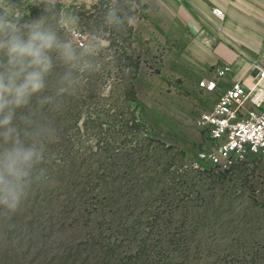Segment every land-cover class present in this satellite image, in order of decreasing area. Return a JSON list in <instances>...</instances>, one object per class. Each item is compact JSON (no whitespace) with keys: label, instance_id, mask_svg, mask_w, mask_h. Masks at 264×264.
<instances>
[{"label":"rangeland","instance_id":"1","mask_svg":"<svg viewBox=\"0 0 264 264\" xmlns=\"http://www.w3.org/2000/svg\"><path fill=\"white\" fill-rule=\"evenodd\" d=\"M107 3L72 9L81 30L63 35L84 48L96 32L106 47L97 70L77 72L78 88L45 109L62 130L57 180L0 217V264H126L137 250L152 264H264V161L194 165V120L211 94L196 87L207 72L189 64V28L138 12V28L108 29ZM238 34L264 61V32ZM65 70L54 68L52 94Z\"/></svg>","mask_w":264,"mask_h":264},{"label":"clouds","instance_id":"2","mask_svg":"<svg viewBox=\"0 0 264 264\" xmlns=\"http://www.w3.org/2000/svg\"><path fill=\"white\" fill-rule=\"evenodd\" d=\"M78 6L79 0H0V217L19 212L36 188L56 183L54 148L62 130L45 109L78 88L77 72L97 70L106 47L96 32L84 48L63 35L81 30L72 10ZM137 8V0H108L105 27L119 31L131 24ZM58 63L66 70L52 94L49 78Z\"/></svg>","mask_w":264,"mask_h":264},{"label":"built area","instance_id":"3","mask_svg":"<svg viewBox=\"0 0 264 264\" xmlns=\"http://www.w3.org/2000/svg\"><path fill=\"white\" fill-rule=\"evenodd\" d=\"M215 15L223 18V11L216 9ZM240 68L235 75L232 63H216L197 83L203 94L218 93L194 120L203 133L197 169L224 172L254 158L264 161V63L249 58Z\"/></svg>","mask_w":264,"mask_h":264},{"label":"crops","instance_id":"4","mask_svg":"<svg viewBox=\"0 0 264 264\" xmlns=\"http://www.w3.org/2000/svg\"><path fill=\"white\" fill-rule=\"evenodd\" d=\"M137 4L134 15L141 16L138 13L141 12L159 28H189L192 34L188 49L189 64L193 68L195 66L198 72H207L203 77L209 76L216 63H232L235 75L240 73V67L246 65L249 58L257 57L264 63L261 56L253 54L255 49L250 52L243 49L250 47L242 44V37L238 34L264 32V0H137ZM216 9L223 11V18L215 15ZM128 27L138 28L134 20ZM230 77L232 75H228L225 81ZM210 94L207 109L218 97L217 92Z\"/></svg>","mask_w":264,"mask_h":264},{"label":"trees","instance_id":"5","mask_svg":"<svg viewBox=\"0 0 264 264\" xmlns=\"http://www.w3.org/2000/svg\"><path fill=\"white\" fill-rule=\"evenodd\" d=\"M126 264H152V263H149L147 259H142L140 257V252H138L137 250V252L129 256Z\"/></svg>","mask_w":264,"mask_h":264}]
</instances>
